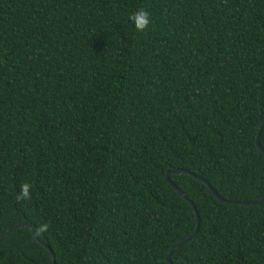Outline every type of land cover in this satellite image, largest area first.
Segmentation results:
<instances>
[{
  "label": "trees",
  "instance_id": "trees-1",
  "mask_svg": "<svg viewBox=\"0 0 264 264\" xmlns=\"http://www.w3.org/2000/svg\"><path fill=\"white\" fill-rule=\"evenodd\" d=\"M263 121L264 0H0V264H264Z\"/></svg>",
  "mask_w": 264,
  "mask_h": 264
},
{
  "label": "water",
  "instance_id": "water-1",
  "mask_svg": "<svg viewBox=\"0 0 264 264\" xmlns=\"http://www.w3.org/2000/svg\"><path fill=\"white\" fill-rule=\"evenodd\" d=\"M264 129V121L261 123V125H260V127H259V129H258V132H257V136H256V146H257V149L264 155V149L260 146V144H259V137H260V134H261V132H262V130ZM173 173L174 174H188L189 172L188 171H185V170H182V169H179V170H176V171H173ZM165 180H166V182L183 198V199H185V200H187L188 202H189V204H190V206L192 207V209L194 210V212H195V215H196V218H197V220H198V215H197V211H196V209H195V206H194V204H193V202H191V201H189L188 199H187V197L185 196V194L169 179V177H168V174H166V176H165ZM199 180L201 181V182H203L204 184H206L207 185V187L209 188V190H210V192H211V194L218 200V201H220V202H222V203H227V204H231V205H245V206H256V205H260V204H262L263 202H264V198L263 199H261V200H258V201H230V200H225V199H223L221 196H219L218 195V193L214 190V189H212L211 187H210V185L204 180V179H202V178H199ZM23 225H18V226H14V227H11V228H9V229H7L6 231H4V232H2V233H0V237L1 236H3V235H5V234H7V233H9V232H11L12 230H15V229H17V228H20V227H22ZM198 227H199V223H198V221H197V224H196V227H195V229H194V231L190 234V235H188L185 239H183L181 242H179V243H177L176 245H174V246H172L171 247V249L169 250V252H168V255L166 256V261H167V263L168 264H172L171 263V260H170V255H171V253L175 250V249H177L178 247H180V246H182V245H184V244H186V243H188V242H190L195 236H196V234H197V232H198ZM31 228V231H32V233H33V236H34V238H35V240L37 241V242H39L45 249H47L48 251H49V253H50V255H51V259H52V261H53V264H55V262H54V255H53V253H52V251H51V249L49 248V246H47L46 244H44L43 242H41L40 240H39V238L37 237V235L34 233V230H33V228L32 227H30Z\"/></svg>",
  "mask_w": 264,
  "mask_h": 264
}]
</instances>
